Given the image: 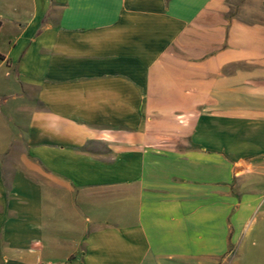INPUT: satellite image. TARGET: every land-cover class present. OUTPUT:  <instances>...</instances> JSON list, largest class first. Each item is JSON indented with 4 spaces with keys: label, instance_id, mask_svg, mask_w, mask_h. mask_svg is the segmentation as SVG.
I'll return each instance as SVG.
<instances>
[{
    "label": "crops",
    "instance_id": "obj_1",
    "mask_svg": "<svg viewBox=\"0 0 264 264\" xmlns=\"http://www.w3.org/2000/svg\"><path fill=\"white\" fill-rule=\"evenodd\" d=\"M226 1L0 0V264H264V0Z\"/></svg>",
    "mask_w": 264,
    "mask_h": 264
},
{
    "label": "rangeland",
    "instance_id": "obj_2",
    "mask_svg": "<svg viewBox=\"0 0 264 264\" xmlns=\"http://www.w3.org/2000/svg\"><path fill=\"white\" fill-rule=\"evenodd\" d=\"M226 2L230 8V16L249 22H262V0H227ZM93 147L101 148L98 144H93Z\"/></svg>",
    "mask_w": 264,
    "mask_h": 264
},
{
    "label": "built area",
    "instance_id": "obj_3",
    "mask_svg": "<svg viewBox=\"0 0 264 264\" xmlns=\"http://www.w3.org/2000/svg\"><path fill=\"white\" fill-rule=\"evenodd\" d=\"M44 264V263H43Z\"/></svg>",
    "mask_w": 264,
    "mask_h": 264
}]
</instances>
